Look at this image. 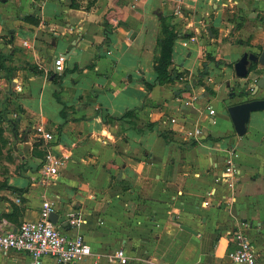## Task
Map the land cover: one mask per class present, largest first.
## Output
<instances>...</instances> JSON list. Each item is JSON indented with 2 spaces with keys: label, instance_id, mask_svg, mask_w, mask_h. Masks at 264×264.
<instances>
[{
  "label": "crops",
  "instance_id": "crops-1",
  "mask_svg": "<svg viewBox=\"0 0 264 264\" xmlns=\"http://www.w3.org/2000/svg\"><path fill=\"white\" fill-rule=\"evenodd\" d=\"M159 15L176 34L171 68L183 79L148 90ZM263 51L264 0H0V232L39 220L47 200L56 229L90 246L84 264H119L117 251L127 264H234L236 232L264 264V110L243 136L227 112L245 102L237 86L264 77L257 65L237 79L233 65ZM39 124L69 157L44 183ZM196 128L202 137L188 139ZM231 149L239 176L217 182ZM70 216L85 223L72 228ZM0 264L32 261L11 251Z\"/></svg>",
  "mask_w": 264,
  "mask_h": 264
},
{
  "label": "built area",
  "instance_id": "built-area-1",
  "mask_svg": "<svg viewBox=\"0 0 264 264\" xmlns=\"http://www.w3.org/2000/svg\"><path fill=\"white\" fill-rule=\"evenodd\" d=\"M175 12H179L176 10ZM194 42V39H190ZM27 45L26 42L23 43ZM64 57L54 60V67H63ZM197 100V96L193 95L185 101L184 106H190ZM209 115H214L213 108L208 109ZM175 122V121H172ZM34 134L46 147L43 156L40 176L41 183L55 179L59 176L60 170L63 169L69 160L64 153L54 151L55 135L52 129L47 128L43 124L34 127ZM188 139H199L202 137L200 129L196 128L185 133ZM237 158L236 150H229L225 159V167L217 178V182L233 184L239 176V170L234 164ZM213 193H208V197H212ZM18 202V200H17ZM55 212V206L51 201H43L40 209L39 220L34 222H24L13 230H4L0 232V253L21 252L27 254L32 264H42L43 258H50L55 264H84L92 256L91 248L86 243L82 235L69 237L56 229L55 225L49 221L51 214ZM69 225L72 228H80L84 223V219L76 216H70ZM235 247L230 253V258L234 264H258L254 247L246 240L240 232L233 234ZM113 259L119 264H127V257L123 251H117L113 255Z\"/></svg>",
  "mask_w": 264,
  "mask_h": 264
},
{
  "label": "water",
  "instance_id": "water-1",
  "mask_svg": "<svg viewBox=\"0 0 264 264\" xmlns=\"http://www.w3.org/2000/svg\"><path fill=\"white\" fill-rule=\"evenodd\" d=\"M180 1V0H172ZM3 3L6 0H2ZM259 65L264 68V51L261 53H244L242 57L233 65L234 75L237 79H246L249 75L251 66ZM264 87V77L258 80L254 86H252L251 95H255L256 92ZM242 93V92H239ZM264 110V99L249 100L237 105H233L227 108L229 118L231 120L233 129L237 136H243L246 133L247 125L251 113ZM58 215L53 213L49 217V221L54 225L57 223ZM184 231L195 234L191 229L186 226H181Z\"/></svg>",
  "mask_w": 264,
  "mask_h": 264
},
{
  "label": "trees",
  "instance_id": "trees-1",
  "mask_svg": "<svg viewBox=\"0 0 264 264\" xmlns=\"http://www.w3.org/2000/svg\"><path fill=\"white\" fill-rule=\"evenodd\" d=\"M116 9H112L107 12L105 18H109L117 14ZM161 35L162 38L157 43V56L153 61V71L155 73V81L153 84H147L148 90H151L154 86H162L164 84L180 81L183 79V73H180L171 68L173 57V45L176 39V34L173 33L172 26L168 22V17L159 15ZM0 54V58H1ZM255 66H251L252 70ZM201 83V82H198ZM244 91V90H242ZM129 113H126L128 115ZM5 120V115L0 113V123ZM166 143L170 140L165 133H159ZM195 142H191L189 147L194 146Z\"/></svg>",
  "mask_w": 264,
  "mask_h": 264
},
{
  "label": "rangeland",
  "instance_id": "rangeland-1",
  "mask_svg": "<svg viewBox=\"0 0 264 264\" xmlns=\"http://www.w3.org/2000/svg\"><path fill=\"white\" fill-rule=\"evenodd\" d=\"M256 66V65H254ZM244 90V91H242ZM235 91L238 93V94H243L244 95V99H245V102L246 101H249V100H254V99H261L262 98V95H259L260 93H258V91L256 92L255 95H251V92H252V88H241V86H237ZM239 92H242V93H239Z\"/></svg>",
  "mask_w": 264,
  "mask_h": 264
}]
</instances>
